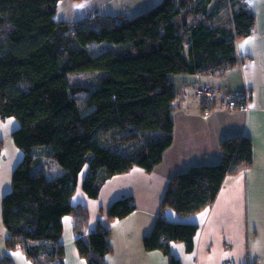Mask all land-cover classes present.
<instances>
[{
  "label": "trees",
  "instance_id": "16d2710c",
  "mask_svg": "<svg viewBox=\"0 0 264 264\" xmlns=\"http://www.w3.org/2000/svg\"><path fill=\"white\" fill-rule=\"evenodd\" d=\"M242 1L219 0L211 8L212 0H161L130 19L96 26L55 20L59 0H0V117L19 123L11 135L24 153L2 197L8 248L19 249L32 264H64L62 217L69 214L80 256L87 264H106L108 229L98 226L85 240L88 209L71 202L80 171L86 167L82 189L95 198L108 177L135 165L150 171L162 160L173 139L177 92L171 75L220 72L237 63L236 41L254 21ZM219 8L227 12L224 23L214 20ZM93 43L99 45L95 53ZM76 72L89 81L70 74ZM81 92L87 93L85 112L76 100ZM34 146L46 147L42 157L58 164L59 173L48 177L35 170ZM219 149L217 162L190 166L169 179L162 210L187 216L205 209L225 176L252 162L245 135L222 139ZM134 207L132 197H120L107 216L120 219ZM197 230L194 223L160 214L143 245L167 255L168 264H180L170 243L182 241L192 251ZM0 264L13 263L3 257Z\"/></svg>",
  "mask_w": 264,
  "mask_h": 264
},
{
  "label": "crops",
  "instance_id": "0c3cea01",
  "mask_svg": "<svg viewBox=\"0 0 264 264\" xmlns=\"http://www.w3.org/2000/svg\"><path fill=\"white\" fill-rule=\"evenodd\" d=\"M160 1L59 0L54 18L99 26L111 19H130ZM218 1L212 0L211 8ZM242 3L254 21L251 32L236 41L237 63L220 72L171 75L177 92L171 113L173 139L164 150L162 160L150 171L135 165L108 177L95 198L82 190L86 167L80 171L71 202L88 209L85 240L98 226L108 229L110 251L104 256L106 264H168L167 255L158 249L147 250L143 245L144 236L150 233L160 214L169 221L198 225L192 251H186L182 241L170 243V252L180 264H223L230 257L237 264H264V0H243ZM226 14L225 9L219 8L214 20L224 23ZM199 84L215 86L218 100L229 92L245 88L251 97L246 108L215 107L203 111L201 99L194 91ZM18 125L13 117H0V259L8 257L13 264H32L19 249L6 246L7 231L1 215L2 197L11 190L12 171L24 155L11 135ZM238 134L250 138L252 162L238 173L225 176L208 207L187 216L179 215L170 207L161 209L169 179L176 172L196 164L217 162L220 141ZM47 162L57 166L54 161ZM43 163L44 166L40 163L35 170L43 169L48 176L50 165ZM57 170L60 172V168ZM124 196L132 197L134 209L123 218H108L109 205ZM74 238L73 218L64 215L60 238L64 264H87Z\"/></svg>",
  "mask_w": 264,
  "mask_h": 264
},
{
  "label": "built area",
  "instance_id": "2783aa9c",
  "mask_svg": "<svg viewBox=\"0 0 264 264\" xmlns=\"http://www.w3.org/2000/svg\"><path fill=\"white\" fill-rule=\"evenodd\" d=\"M195 93L200 97L203 111H210L215 107L227 109L246 108L251 97L248 89H242L225 94L218 100V89L209 84H199L194 87ZM223 264H237L234 258L230 257L223 261Z\"/></svg>",
  "mask_w": 264,
  "mask_h": 264
},
{
  "label": "rangeland",
  "instance_id": "374dc122",
  "mask_svg": "<svg viewBox=\"0 0 264 264\" xmlns=\"http://www.w3.org/2000/svg\"><path fill=\"white\" fill-rule=\"evenodd\" d=\"M90 51L92 53H95L97 51H99V45H97L96 43H93V44H90ZM101 50V49H100ZM80 74L82 76H79V78H81V82L82 83H87L86 81H89V76H86V75H83L85 73H81V72H76V73H70L72 75H75V74ZM99 72H95V73H92V74H95V75H98ZM89 84L94 87V84L95 82L94 81H90ZM197 86V85H196ZM86 95L87 93L85 92H81L79 94L76 95V100L80 106V109L85 112L87 110V108L85 107V98H86ZM201 109H203V106H202V102H201ZM46 147L45 146H34L33 149H32V153L33 155L35 156V164L34 166H36L37 164H40L41 161H46V163H48V165L50 166H47V170H48V176H51L52 173H55V172H59L57 169L60 168L57 164V166H53V164H49V162H47L48 159L45 160V158H43V152L45 151ZM22 159V158H21ZM39 165H37L38 167ZM58 167V168H57ZM57 170V171H56ZM83 190V189H82ZM88 196V195H87ZM89 197V196H88Z\"/></svg>",
  "mask_w": 264,
  "mask_h": 264
}]
</instances>
